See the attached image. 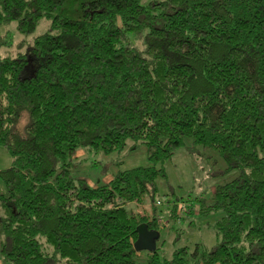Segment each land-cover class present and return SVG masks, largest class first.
Instances as JSON below:
<instances>
[{
  "label": "trees",
  "instance_id": "trees-1",
  "mask_svg": "<svg viewBox=\"0 0 264 264\" xmlns=\"http://www.w3.org/2000/svg\"><path fill=\"white\" fill-rule=\"evenodd\" d=\"M42 20L26 56L0 57L4 263L264 264V0H0V26L29 35ZM185 140L238 174L195 201L221 213L217 246L136 253L139 225L163 230L127 205L155 202L157 166ZM128 142L148 166L95 188L71 177L78 150ZM194 203L177 219L174 201L173 220Z\"/></svg>",
  "mask_w": 264,
  "mask_h": 264
},
{
  "label": "rangeland",
  "instance_id": "rangeland-1",
  "mask_svg": "<svg viewBox=\"0 0 264 264\" xmlns=\"http://www.w3.org/2000/svg\"><path fill=\"white\" fill-rule=\"evenodd\" d=\"M152 1L159 0H142V3ZM48 28L49 23L42 20L33 33L22 35L17 32L15 22L1 25L0 57L15 59L26 56L34 39L46 33ZM133 45L138 50L142 49L141 43L138 41H134ZM23 125L24 123H22V127ZM20 129L22 128L20 127ZM132 146V143L128 142L122 152L108 156L78 150L72 161L70 175L73 179L84 180L90 188H95L108 184L118 172L148 166L145 147L139 145L129 152ZM11 163L12 159L8 152L0 147V171L9 168ZM157 167L163 169L165 176L156 182L155 202L127 206L148 218H155L159 230L160 228L163 230L160 232V240L156 245L163 247L161 251L167 257L173 250L181 247L188 248L190 252H193L196 246L208 251L214 249L217 246L218 238L212 229V224L221 217V213L202 217L197 214L198 204L195 201L202 199L209 203L215 188L235 179L238 176L237 172L227 173L226 165L215 153L194 146L189 140L184 141V146L176 150L168 162ZM174 201H176L177 219H182L185 207L195 202L193 215L184 220L182 224L177 220L174 221L172 213H170ZM157 202L160 204L157 205ZM153 209H155V213L151 212ZM179 211H182L181 215ZM190 222L192 227L189 228ZM174 232L180 236L175 237ZM141 255L144 257L143 253ZM0 264L6 263L0 258ZM59 264L65 263L60 262Z\"/></svg>",
  "mask_w": 264,
  "mask_h": 264
},
{
  "label": "water",
  "instance_id": "water-1",
  "mask_svg": "<svg viewBox=\"0 0 264 264\" xmlns=\"http://www.w3.org/2000/svg\"><path fill=\"white\" fill-rule=\"evenodd\" d=\"M137 239L133 244V250L136 253L147 252L154 253L156 250V242L159 234L156 231L148 230L146 225H139L136 228Z\"/></svg>",
  "mask_w": 264,
  "mask_h": 264
},
{
  "label": "built area",
  "instance_id": "built-area-1",
  "mask_svg": "<svg viewBox=\"0 0 264 264\" xmlns=\"http://www.w3.org/2000/svg\"><path fill=\"white\" fill-rule=\"evenodd\" d=\"M159 204H160V203L157 202V205H159ZM179 213H180V215H181L182 211H180ZM180 215H179V216H180Z\"/></svg>",
  "mask_w": 264,
  "mask_h": 264
},
{
  "label": "crops",
  "instance_id": "crops-1",
  "mask_svg": "<svg viewBox=\"0 0 264 264\" xmlns=\"http://www.w3.org/2000/svg\"><path fill=\"white\" fill-rule=\"evenodd\" d=\"M109 182H110V181H109ZM109 182H108V183H109Z\"/></svg>",
  "mask_w": 264,
  "mask_h": 264
}]
</instances>
